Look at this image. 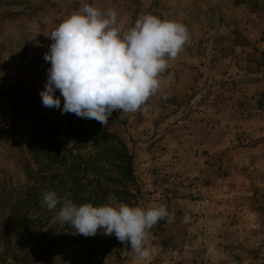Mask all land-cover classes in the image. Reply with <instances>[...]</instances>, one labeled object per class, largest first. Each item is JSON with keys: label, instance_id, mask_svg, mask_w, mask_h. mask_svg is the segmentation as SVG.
Masks as SVG:
<instances>
[{"label": "rangeland", "instance_id": "obj_1", "mask_svg": "<svg viewBox=\"0 0 264 264\" xmlns=\"http://www.w3.org/2000/svg\"><path fill=\"white\" fill-rule=\"evenodd\" d=\"M48 1L116 9L125 26L144 14L180 21L190 42L169 62L147 112L113 111L104 126L62 114L59 90L60 109L42 103L52 40L28 15L49 4L0 0V264H88L96 237L60 223L59 206H42L54 181L40 175L47 158L36 160L32 146L59 133L67 149L53 159L95 155V142L73 137L95 126L122 141L133 168L126 183L103 179L130 193L110 192L106 204L164 205L175 216L150 229L149 260L113 235L97 240L108 248L100 264H264V0Z\"/></svg>", "mask_w": 264, "mask_h": 264}, {"label": "clouds", "instance_id": "obj_2", "mask_svg": "<svg viewBox=\"0 0 264 264\" xmlns=\"http://www.w3.org/2000/svg\"><path fill=\"white\" fill-rule=\"evenodd\" d=\"M119 16L116 9L84 4L47 35L52 43L44 59L51 67L40 92L45 107L61 108V99L54 95L59 90L62 114L74 113L104 126L113 111L149 110L148 101L161 90L162 74L190 42V34L180 21L144 14L125 26ZM42 206L49 211L59 206L56 219L70 224L76 234L91 237L103 229L104 235L130 244L139 261L151 257L150 229L162 219H175L164 205L78 206L52 190L43 194Z\"/></svg>", "mask_w": 264, "mask_h": 264}, {"label": "trees", "instance_id": "obj_3", "mask_svg": "<svg viewBox=\"0 0 264 264\" xmlns=\"http://www.w3.org/2000/svg\"><path fill=\"white\" fill-rule=\"evenodd\" d=\"M54 130L55 128H53ZM57 134L54 143L50 145L33 144L32 146L36 160L39 161L41 157L47 158L46 167L39 170L41 176L47 173L44 181H54L52 183L53 191L56 187L60 188L59 194L61 196L67 195L78 206L84 203H92L93 206L106 205L110 192L115 193L118 197L123 196L126 200L125 196L130 194L127 189H112L110 185L105 184L103 181V179L108 181L121 180L126 183L133 176L131 155L122 141L109 131L108 126L101 129L96 126L90 129H74L73 137L81 146L87 144L89 140L96 143V154L87 157L71 155L61 159H53V157L60 154L61 150L67 149L64 146L65 138L63 137H65V134L61 136L59 133ZM79 144L75 146L80 147ZM64 173L66 176H64ZM48 185H50L49 182ZM95 237L90 240L94 244L92 246L93 252L88 257V264H100L108 251V248L104 252L102 251L104 246H96L97 240L100 239L99 242L102 244L106 241L103 229ZM115 244L120 243L116 240Z\"/></svg>", "mask_w": 264, "mask_h": 264}, {"label": "crops", "instance_id": "obj_4", "mask_svg": "<svg viewBox=\"0 0 264 264\" xmlns=\"http://www.w3.org/2000/svg\"><path fill=\"white\" fill-rule=\"evenodd\" d=\"M6 1L9 2V0ZM30 1L34 3L41 0H30ZM44 1L49 4V7L47 6L45 9L41 10L35 15L30 13L28 16H30V19L32 21L36 22L35 24L38 26L39 31L41 33L45 31L44 33L50 34L51 31H53L61 21L66 19L70 14H72L75 11L72 8L69 9L70 11L66 9L69 8V6L66 8L64 7L62 8L61 6L59 7L58 5H56L55 7L48 0H44ZM53 1L56 2L57 0H53ZM58 1L60 2L61 0Z\"/></svg>", "mask_w": 264, "mask_h": 264}]
</instances>
